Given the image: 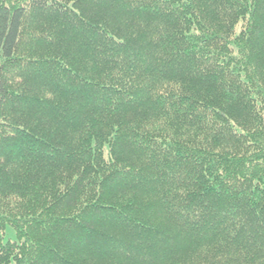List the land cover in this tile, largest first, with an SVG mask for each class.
Instances as JSON below:
<instances>
[{
  "label": "trees",
  "instance_id": "trees-1",
  "mask_svg": "<svg viewBox=\"0 0 264 264\" xmlns=\"http://www.w3.org/2000/svg\"><path fill=\"white\" fill-rule=\"evenodd\" d=\"M0 264H264V0H0Z\"/></svg>",
  "mask_w": 264,
  "mask_h": 264
},
{
  "label": "rangeland",
  "instance_id": "rangeland-1",
  "mask_svg": "<svg viewBox=\"0 0 264 264\" xmlns=\"http://www.w3.org/2000/svg\"><path fill=\"white\" fill-rule=\"evenodd\" d=\"M16 231L13 227L11 226H8L6 231H5V240L8 241V240H16L17 239V235H16Z\"/></svg>",
  "mask_w": 264,
  "mask_h": 264
}]
</instances>
